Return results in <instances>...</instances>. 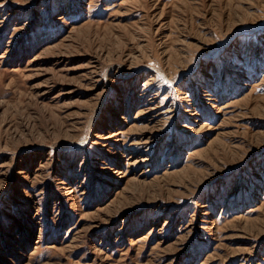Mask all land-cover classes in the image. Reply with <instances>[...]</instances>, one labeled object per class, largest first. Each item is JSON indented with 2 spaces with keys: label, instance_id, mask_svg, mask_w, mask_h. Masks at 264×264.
<instances>
[{
  "label": "rangeland",
  "instance_id": "rangeland-1",
  "mask_svg": "<svg viewBox=\"0 0 264 264\" xmlns=\"http://www.w3.org/2000/svg\"><path fill=\"white\" fill-rule=\"evenodd\" d=\"M0 264H264V0H0Z\"/></svg>",
  "mask_w": 264,
  "mask_h": 264
}]
</instances>
